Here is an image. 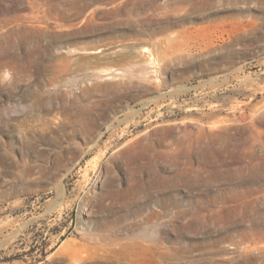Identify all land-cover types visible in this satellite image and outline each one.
<instances>
[{
    "label": "rangeland",
    "instance_id": "obj_1",
    "mask_svg": "<svg viewBox=\"0 0 264 264\" xmlns=\"http://www.w3.org/2000/svg\"><path fill=\"white\" fill-rule=\"evenodd\" d=\"M0 264H264V0H0Z\"/></svg>",
    "mask_w": 264,
    "mask_h": 264
}]
</instances>
